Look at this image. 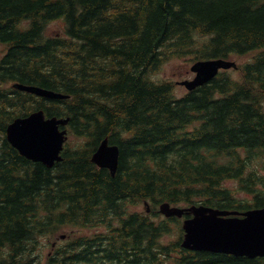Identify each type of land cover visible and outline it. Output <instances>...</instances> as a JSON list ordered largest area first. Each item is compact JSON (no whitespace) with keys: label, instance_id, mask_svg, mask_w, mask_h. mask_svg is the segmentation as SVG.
Masks as SVG:
<instances>
[{"label":"trees","instance_id":"obj_1","mask_svg":"<svg viewBox=\"0 0 264 264\" xmlns=\"http://www.w3.org/2000/svg\"><path fill=\"white\" fill-rule=\"evenodd\" d=\"M56 20L66 38L46 37ZM199 36L211 37L203 49ZM0 45V82L70 96L43 103L0 87V264H28L67 225L109 233L48 264H264L162 245L167 225L130 211L144 201L264 208V0H0ZM191 51L253 57L240 80L221 74L177 98L175 83L150 76ZM37 107L70 117L86 140L54 169L6 140L8 123ZM107 137L121 149L115 177L91 160Z\"/></svg>","mask_w":264,"mask_h":264},{"label":"water","instance_id":"obj_2","mask_svg":"<svg viewBox=\"0 0 264 264\" xmlns=\"http://www.w3.org/2000/svg\"><path fill=\"white\" fill-rule=\"evenodd\" d=\"M233 64L224 61H208L196 64L192 70L198 75L193 82H184L189 89L212 79L220 68H229ZM19 89L36 93L48 98L62 96L35 87L17 86ZM67 121L45 120L42 112L27 119H17L9 126L8 140L22 155L35 161H43L52 166L58 158L64 143V134L59 132V124ZM119 148L109 147L104 141L94 156L101 167H109L115 174L118 168ZM194 217L184 223L185 238L183 247L195 251L248 257H264V209H254L242 213V217H233L232 213L206 207H192ZM161 212L168 217L181 216L184 210L171 208L169 204L161 206Z\"/></svg>","mask_w":264,"mask_h":264},{"label":"rangeland","instance_id":"obj_3","mask_svg":"<svg viewBox=\"0 0 264 264\" xmlns=\"http://www.w3.org/2000/svg\"><path fill=\"white\" fill-rule=\"evenodd\" d=\"M46 35L48 37H60L65 36V26L63 21L58 20L51 22L47 28ZM199 43L203 42L204 38H199ZM0 46V51H1ZM195 55L193 54H187L184 57L181 58H173L164 64H162L155 73H153L154 80L156 81H163V80H170V81H182V80H193L195 78V73H193L190 69L193 65L195 59ZM195 59V60H194ZM250 59V56L248 57H240V56H234L230 60L237 62L239 65L244 63L245 61H248ZM194 60V61H193ZM9 85H6L8 87ZM186 92V89L181 87L180 89H177L175 91L176 95H182ZM71 145H75L76 142H78L77 138L71 137L70 138ZM134 206V205H133ZM185 206V205H182ZM134 210L137 211H144V206L136 207ZM174 224V223H173ZM177 224V223H176ZM91 233L88 229H82V227H66L63 228L60 232L50 235L48 237H45L41 240V249L39 251V261L37 264H46L48 257H54L56 250L52 247L55 245V247L63 246L66 242L65 239H63V235L68 236L69 240L71 239H77L78 237L82 235H86ZM179 236L177 235V228L174 227V231L170 236H167L164 239L165 243H169L175 239H177Z\"/></svg>","mask_w":264,"mask_h":264}]
</instances>
